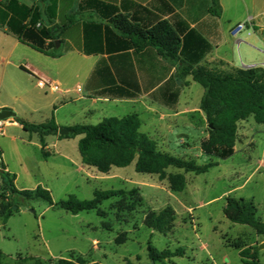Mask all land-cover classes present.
<instances>
[{"label": "crops", "instance_id": "obj_1", "mask_svg": "<svg viewBox=\"0 0 264 264\" xmlns=\"http://www.w3.org/2000/svg\"><path fill=\"white\" fill-rule=\"evenodd\" d=\"M18 1L27 6L43 5L42 0ZM87 1L60 0V17L56 23L61 26L69 25V28L65 30L63 43L57 40L60 43L57 46L63 48L62 55L58 57L49 56L24 44L9 33L7 28H0V110H10L16 117L32 124L46 123L54 118L59 129L69 130L76 125H89L90 118L102 108L106 109L109 104L115 107L125 104L139 105L141 111L135 113L140 117L141 128L143 119L140 112L149 116L148 121L152 125L160 123L159 115H182L175 108L180 103L181 94H189L193 87L192 78H180L177 74L178 65L169 63L154 49L147 48L136 52L129 45V40L108 21L100 18L94 10L87 7L80 9V5ZM98 1L117 8L119 13L143 26H151L158 19H166L182 37L194 30L209 45L199 65L222 70L264 68V0H219L218 16L210 12L212 0ZM67 18L72 19L73 24H69ZM89 22L102 24V29L86 34L84 26ZM239 23H244L245 27L237 36H233L232 30ZM105 25L111 28L108 40L105 36ZM189 41V50L192 52L194 43L198 40ZM235 51L240 63L236 61ZM171 77H175V85L166 86ZM30 80L37 92H33V87L31 92L26 85ZM39 80H44L48 85H56L58 89L53 90L48 86L41 88L38 86ZM129 83L138 87L136 97H116L104 93L111 86L129 88ZM176 92L180 94L178 102L173 106L165 104L161 94ZM77 103L81 106L79 117H76L78 112L68 114L70 105ZM244 123L245 121L240 125ZM145 133L152 137L147 131ZM60 136L45 137V150L49 155L44 158L38 134L27 132L14 118L2 122L0 162H4L6 171L16 176L15 186L18 190L43 187L53 194V182L59 179L61 190H65L69 185V167L74 174H87L89 177L98 178L95 168L84 165L82 158L66 153L64 142L69 137ZM109 176L110 173L105 177ZM116 178L122 180V177ZM147 184L148 182H144L135 188L140 189L142 195V186ZM1 185L0 175V192ZM76 185L78 186L77 183ZM17 208L19 211L6 222L0 219V250L6 258L12 254L7 251L12 247L11 238L17 240L20 234L27 240L26 247L20 245L14 251L20 262L57 264L63 258V252H71L84 258L81 251L75 248L56 252L41 233V227L36 238L43 244L44 250L32 254V243L29 241L32 238V217L28 216L27 210L22 209L21 204ZM38 222L40 226V221ZM124 222L127 223L128 219L124 218ZM85 226L96 228L89 222ZM93 242V249H96L100 241ZM23 252L27 253L24 255Z\"/></svg>", "mask_w": 264, "mask_h": 264}, {"label": "trees", "instance_id": "obj_2", "mask_svg": "<svg viewBox=\"0 0 264 264\" xmlns=\"http://www.w3.org/2000/svg\"><path fill=\"white\" fill-rule=\"evenodd\" d=\"M43 5L27 6L18 0H0V28H7L22 43L27 44L49 56L62 55L63 48L57 46V40L63 43L62 38L69 25L61 26L56 23L60 17V0H42ZM86 4V6L84 5ZM94 10L100 18L108 21L114 29L129 40V45L136 52L144 49H154L157 54L171 64H177V74L184 79L188 76L204 89L200 101V110L204 113L208 125V137L201 143L202 153L208 157L228 159L236 152L239 141L240 123L253 117L258 124H264V68L251 67L247 69L222 70L199 65L209 49L208 43L194 30L189 31L186 37L175 29L166 19H158L151 26H143L134 22L127 15L119 13L118 9L98 0H88L80 5ZM210 12L220 14L219 0H212ZM73 24L72 19H66ZM102 24L85 23L84 31H100ZM111 28L105 25V36L108 40ZM189 40H198L194 49L189 50ZM101 50V49H100ZM90 53L89 49H86ZM175 77H171L166 86H174ZM129 88L111 86L104 93L116 97H136L138 87L129 83ZM167 105H175L179 95L161 94ZM29 133L40 136L42 154L48 157L45 150V137L59 135V127L52 118L42 124L28 123L19 117L14 118ZM73 132L67 136L80 135L78 150L84 165L95 168L98 172L109 174L114 167L125 168L132 163L138 173L156 175L161 181L168 180L169 189L174 192L184 191L187 183L186 174L196 175L209 171L218 165L217 162L199 164L195 160L176 157L161 151L157 141L141 130V120L138 114L133 113L124 117L104 118L96 125H76L70 128ZM1 157V151H0ZM174 167L183 172L168 173ZM0 175L2 178L0 192V219L6 222L9 217L19 210L13 209L20 205V200H34L40 198L51 206L74 215L85 211L95 210L98 216L106 218L107 214L101 209L104 201L120 199L118 210L133 211L141 206L143 201L138 188L96 190L94 197L81 200L75 195L67 199L54 202L51 192L43 187L35 190H18L15 186L14 174L6 171L1 161ZM135 196H138L136 199ZM131 200V205L122 208L124 199ZM224 215L234 224L247 225L258 236L264 235V221L258 217V209L252 200L229 196L226 198ZM176 211L167 206L160 211L151 210L145 214L146 227L163 234L171 232L175 227ZM118 244L125 243L126 237ZM228 246L239 251L241 261L245 264H260L258 246L248 245L242 239L231 241L226 239ZM150 261L155 264H169L172 258L185 255L183 248L176 250H158L148 243ZM73 254V253H71ZM5 254L0 250V264H5ZM27 264V263H24ZM57 264H102L89 262L81 256L71 255L61 258ZM130 264V263H129Z\"/></svg>", "mask_w": 264, "mask_h": 264}, {"label": "rangeland", "instance_id": "obj_3", "mask_svg": "<svg viewBox=\"0 0 264 264\" xmlns=\"http://www.w3.org/2000/svg\"><path fill=\"white\" fill-rule=\"evenodd\" d=\"M235 57L240 63L236 51ZM26 85L32 92V81L26 82ZM37 91L33 87V92ZM203 94V87L193 82L189 94H181L180 103L175 108L182 115H159L160 123L157 125H152L148 121L149 116L140 112L143 119L141 130L144 133L147 131L157 141L161 151L195 160L199 164L217 162V166L199 175L187 173L186 187L182 192L169 189L168 180L161 181L156 175L136 172L134 163L125 168L114 167L109 177L97 171V179L87 174H74L69 167V185L65 190H61L60 179L58 184L53 182L52 197L56 203L70 195L89 200L94 197L96 190L132 189L148 182L142 186L141 206L133 211H120V199H110L101 205L107 214L106 218L98 216L95 210L81 212L75 217L58 206L51 207L40 198L20 200L22 209L27 210L28 216L32 217V238L29 240L32 243V254L44 250L43 244L36 238L41 227V233L56 252L75 248L81 251L85 260L103 264H148L149 242L158 250L184 249L185 255L172 258L169 264H245L241 261L239 251L228 246L226 239H242L248 245L258 246L259 262L264 264V249H259L260 244L264 243V235L258 236L251 227L234 224L224 215L226 198L232 196L254 201L258 217L264 221V124H258L250 117L244 125H240L239 141L233 156L228 159L208 157L201 150V143L208 137L206 118L200 110ZM80 111L79 103L71 104L68 114L78 112L76 117H79ZM137 111H141V107L136 104L121 107L109 104L90 118L88 123L96 125L104 118H121ZM80 138V135L71 136L64 142L66 153L79 159ZM167 172L183 171L170 167ZM115 174L122 177V180L117 179ZM131 203L128 198L124 199L121 207L127 208ZM167 206H172L176 211L175 227L171 232L163 234L145 226L144 217L147 212L160 211ZM124 218L128 219L127 223ZM88 222L96 228L85 226ZM123 235L126 237L125 243L118 244V241L124 239ZM17 237V240L11 238L12 247L7 251L12 254L5 259V264H24L17 260L14 251L20 245L26 247L27 240L21 234ZM93 240L100 241L96 249H93ZM26 253L23 252L24 255ZM71 255L74 253L62 254L63 258Z\"/></svg>", "mask_w": 264, "mask_h": 264}, {"label": "water", "instance_id": "obj_4", "mask_svg": "<svg viewBox=\"0 0 264 264\" xmlns=\"http://www.w3.org/2000/svg\"><path fill=\"white\" fill-rule=\"evenodd\" d=\"M57 45H60V43L57 42ZM15 116L16 114L10 110H7V109L0 110V122L11 119V118H15ZM72 132L73 131L69 129H63V128L59 129V134L61 136H67L68 134H71ZM0 166H1V162H0ZM13 209L16 210L17 206H14ZM259 249H264V243L260 244ZM148 264H155V262L150 261Z\"/></svg>", "mask_w": 264, "mask_h": 264}, {"label": "built area", "instance_id": "obj_5", "mask_svg": "<svg viewBox=\"0 0 264 264\" xmlns=\"http://www.w3.org/2000/svg\"><path fill=\"white\" fill-rule=\"evenodd\" d=\"M244 27H245V24H244V23H239V24L234 28V30H232V35H233V36H237L238 33H239L242 29H244ZM38 86L41 87V88H47V86H48L50 89H53V90H57V89H58V87H57L56 85H52V84H49V85H48L44 80H39V81H38ZM2 122H3V121L0 122V131H1V129H2Z\"/></svg>", "mask_w": 264, "mask_h": 264}]
</instances>
